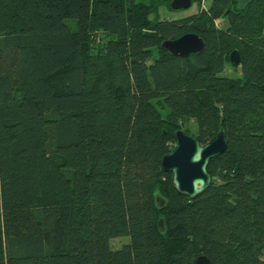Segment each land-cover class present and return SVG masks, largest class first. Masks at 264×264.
I'll list each match as a JSON object with an SVG mask.
<instances>
[{
    "label": "trees",
    "instance_id": "16d2710c",
    "mask_svg": "<svg viewBox=\"0 0 264 264\" xmlns=\"http://www.w3.org/2000/svg\"><path fill=\"white\" fill-rule=\"evenodd\" d=\"M193 1L0 0V264H264V0ZM178 130L227 140L194 197L161 166Z\"/></svg>",
    "mask_w": 264,
    "mask_h": 264
},
{
    "label": "water",
    "instance_id": "95a60500",
    "mask_svg": "<svg viewBox=\"0 0 264 264\" xmlns=\"http://www.w3.org/2000/svg\"><path fill=\"white\" fill-rule=\"evenodd\" d=\"M191 3L192 0H171L170 6L175 10L186 9ZM161 47L173 55L188 57L191 53H198L203 49L204 40L195 33H186L175 39L163 40ZM229 60L232 65H239V52L233 50ZM226 148L227 140L222 130L204 144L194 134L178 130L176 142L162 157L161 166L165 172H171V184L178 194L194 197L210 184L211 176L206 169L209 159L222 154ZM158 228L164 231L163 218L158 220ZM194 264H210V260L204 255H199Z\"/></svg>",
    "mask_w": 264,
    "mask_h": 264
},
{
    "label": "rangeland",
    "instance_id": "374dc122",
    "mask_svg": "<svg viewBox=\"0 0 264 264\" xmlns=\"http://www.w3.org/2000/svg\"><path fill=\"white\" fill-rule=\"evenodd\" d=\"M152 0H136V2L138 3H144V4H149L151 3ZM244 3L243 0H240V5H242ZM203 5H206V2H203ZM197 10V3L193 1V3L191 4V6L189 8L186 9H172L170 7V5H168L165 2H161L156 8L155 10L150 14V18L152 20H164V19H176L178 17H185L187 15H190L192 13H194ZM239 72V70H234L232 68H228L227 71H224L223 74L227 75V76H236L235 74H237ZM188 127L190 128L191 132H193L195 130V126L193 125V123L188 124ZM128 242V237L124 236V237H118V238H113L110 240V246L113 249H118L121 247V245L123 243Z\"/></svg>",
    "mask_w": 264,
    "mask_h": 264
},
{
    "label": "crops",
    "instance_id": "0c3cea01",
    "mask_svg": "<svg viewBox=\"0 0 264 264\" xmlns=\"http://www.w3.org/2000/svg\"><path fill=\"white\" fill-rule=\"evenodd\" d=\"M178 18H181V17H178ZM178 18H176V19H178Z\"/></svg>",
    "mask_w": 264,
    "mask_h": 264
}]
</instances>
